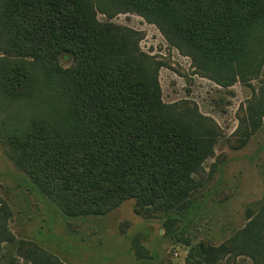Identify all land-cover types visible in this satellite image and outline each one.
Returning <instances> with one entry per match:
<instances>
[{
  "label": "trees",
  "instance_id": "16d2710c",
  "mask_svg": "<svg viewBox=\"0 0 264 264\" xmlns=\"http://www.w3.org/2000/svg\"><path fill=\"white\" fill-rule=\"evenodd\" d=\"M123 14L154 25L196 73L220 86L261 75L264 0H0V110L17 106L3 122L5 144L35 192L63 216H103L134 200L138 213H164L169 232V215L193 208L202 186L195 178L216 137L198 113L163 103L159 64L141 52L136 32L110 22ZM62 56L71 59L67 68ZM258 94L244 118L251 131L264 118V85ZM3 230L0 214V236ZM233 247L264 264L260 218ZM199 250L197 264L231 253ZM17 251L30 264H62L25 241Z\"/></svg>",
  "mask_w": 264,
  "mask_h": 264
},
{
  "label": "rangeland",
  "instance_id": "374dc122",
  "mask_svg": "<svg viewBox=\"0 0 264 264\" xmlns=\"http://www.w3.org/2000/svg\"><path fill=\"white\" fill-rule=\"evenodd\" d=\"M97 19L108 21L100 14ZM110 22L136 32L141 52L159 64L163 103L198 113L216 137L213 155L195 178L202 186L191 196L193 208L170 214L175 222L169 232L164 213H138L134 200L103 216H63L35 192L10 157L3 122L17 106H5L0 110V214L6 217V232L0 236V264H30L17 251L20 241L35 244L62 264H197L201 244L230 250L216 264H253L233 245L256 216L264 230V118L253 131L244 122L247 106L264 85V66L258 79L223 87L196 73L190 58L141 17L123 14ZM70 62L67 56L59 60L62 68Z\"/></svg>",
  "mask_w": 264,
  "mask_h": 264
}]
</instances>
